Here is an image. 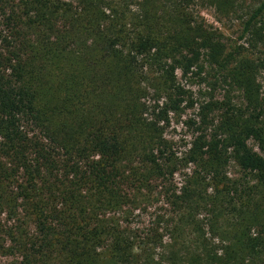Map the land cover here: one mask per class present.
Returning <instances> with one entry per match:
<instances>
[{
	"label": "trees",
	"instance_id": "1",
	"mask_svg": "<svg viewBox=\"0 0 264 264\" xmlns=\"http://www.w3.org/2000/svg\"><path fill=\"white\" fill-rule=\"evenodd\" d=\"M187 1L0 0L3 255L160 264L162 248L165 264H264V154L250 145L264 151V51L237 57ZM209 1L235 11V0ZM240 38L264 48V0ZM207 66L244 91L247 109L230 98L200 105L178 156L166 127L197 102L177 71L204 78ZM231 162L244 180L230 177ZM159 188L173 216L139 234L130 215Z\"/></svg>",
	"mask_w": 264,
	"mask_h": 264
},
{
	"label": "rangeland",
	"instance_id": "2",
	"mask_svg": "<svg viewBox=\"0 0 264 264\" xmlns=\"http://www.w3.org/2000/svg\"><path fill=\"white\" fill-rule=\"evenodd\" d=\"M74 5H77L78 0H64ZM118 3L123 0H108ZM234 1V0H233ZM263 0H235V11L225 12L218 8L215 4H212L209 0H188L185 4L189 13V16L193 17L197 21L203 22L207 27L218 31L223 38V41L227 45V50L235 53L237 57H251L257 58L263 54L264 48L258 46L252 48L246 38L241 39L240 35L243 29V22L249 17V12L257 7ZM131 11L137 10V4L130 3ZM1 15V11H0ZM1 17V16H0ZM0 18V50L3 49L4 41L3 37L9 34L8 29L2 24ZM242 48V49H240ZM240 52V53H238ZM179 82L186 89L190 90L193 99L197 102L194 108H191L185 112L182 117L173 116L170 124L166 127V137L170 141L172 151L181 156L189 148L190 142L194 138L195 129L200 121L199 106L210 102L212 99H225L230 98L232 102L237 106L246 110L247 101L245 99L244 91L233 85L230 86L225 82L223 74H225L219 67L207 66V72L202 74V77L184 78L181 76L180 70L177 71ZM258 81L263 83V77L260 75ZM260 93L264 96V86L262 85ZM211 115L217 116L218 113L214 112ZM264 120V116L261 117ZM195 122L197 124H195ZM250 145L254 149L262 154V151L255 140L250 141ZM229 175L234 179L244 180L246 178L243 171L234 163L231 162L229 168ZM182 176L180 174L175 175V181H181ZM163 191L159 188L151 195L150 200L147 202L145 209L134 211L129 218V222L134 231L139 234L145 235L149 229L158 227V222L162 227L164 222L171 219L173 216V208L166 202V197L160 193ZM163 217V219H162ZM158 228V229H159ZM162 232V230H161ZM155 244H153L154 246ZM158 255L156 256V262L165 264L161 260L162 248L155 250ZM13 256H5L0 252V264H19Z\"/></svg>",
	"mask_w": 264,
	"mask_h": 264
}]
</instances>
